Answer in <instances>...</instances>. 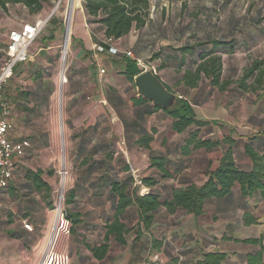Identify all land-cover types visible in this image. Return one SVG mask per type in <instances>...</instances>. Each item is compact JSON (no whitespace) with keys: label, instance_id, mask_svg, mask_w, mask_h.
Masks as SVG:
<instances>
[{"label":"crops","instance_id":"1","mask_svg":"<svg viewBox=\"0 0 264 264\" xmlns=\"http://www.w3.org/2000/svg\"><path fill=\"white\" fill-rule=\"evenodd\" d=\"M173 1L151 0L146 25L132 30L117 41L108 40L104 28L93 18L87 17L82 8L74 28L63 106L65 128L62 143L70 155V161L81 169L82 175L85 168L98 163L103 168L111 169L109 173L102 171L101 174L120 181L128 177L134 179L136 171L139 175V181L135 182L136 194L143 196L152 193L159 196L161 201H170L178 190L203 185L207 181V171L219 166L223 150L221 147L211 151L198 149L182 155L181 148L194 128L181 134L174 132L172 119L166 110L154 107L138 94L135 77L133 82L126 78L122 57L110 53L112 48L118 49V52H130L132 59L144 60L150 55H157L162 64L157 77L177 99L191 106L198 121L205 123L199 129V138L231 139L234 142V162L241 171L247 172L252 168L251 159L245 152L246 145L264 158V92L258 94L263 85L247 82L249 87L246 90L240 88L235 82L240 71L238 65L225 64L226 60L232 61L241 53L238 50L246 41L241 32L244 36L264 35L262 26H253L256 22L257 25L264 23V18L250 23L247 29L223 27L217 34L202 28L200 35L204 39L193 35L190 38L186 33L189 28L173 27L176 24L188 25L190 20L168 15L165 10L167 4ZM43 12L45 8L39 14L30 15L27 9L19 5L9 7L7 13L0 11V44L4 37L7 40L10 31L42 22L38 18ZM52 13L46 21L52 17ZM29 17L33 18V22H28ZM191 21L203 23L202 19ZM151 24H154V28H150ZM47 28L51 32L47 38L39 40L40 53L53 51L60 40L57 25L51 24ZM181 32L190 39L176 41ZM207 39L234 42L233 53L222 55L221 79L231 80L223 90L210 85L202 76L195 86L183 80L184 74L192 72L195 66H190L186 58V65L180 67V56L176 50ZM4 58L5 53L0 55V65ZM165 62L175 63L174 70L169 69ZM45 65L47 63L41 60L40 66ZM101 70L106 71L104 78L100 75ZM11 79L3 90L4 101L10 109L8 139L12 143L27 141L29 147L24 156L15 158L14 173L8 185L10 191L8 187L0 189V249L1 236L4 235L18 246L19 258L26 257L21 264H38L42 253L39 242L48 236L52 227L50 206L46 204L47 197L43 190L36 191L25 174L24 178L19 179L14 174L40 170L43 172L40 179L51 188V182L45 179L49 173L38 165L43 163L42 156L38 162L35 157L50 152L56 146L54 115L51 112L36 113L32 105L23 103L22 97L28 98L29 95L18 81L11 85ZM59 86L61 90L63 85ZM210 107L220 108L222 113L212 116ZM143 140L146 143L142 146L140 141ZM135 153L141 156L139 162L134 157ZM108 154L111 157L107 159ZM151 158L165 163L163 168L152 166ZM53 160L49 159V164ZM100 173L94 172L87 179L80 175L76 181L85 189L87 187L85 194L90 205L85 219L87 226H84L92 236H88L86 247L74 246L79 256L74 257L70 251L72 264H196L204 255L215 252L224 255L222 264H264V199L259 194L242 198L239 188L235 186L227 197L206 200L199 216L181 208L167 210L161 206L153 214L152 224L147 229L140 221L138 210L135 207L127 208L118 218L127 232L122 235L123 242H117L113 235L105 239V225L115 217L114 202L109 199L108 190H105V207L98 206L99 192L95 186L90 187V184L98 181ZM143 180H152L155 184L147 186L142 184ZM23 185L29 192H23ZM24 223L30 224L31 229H24ZM75 236L78 237L76 232L72 237ZM101 246H105V253L98 257L94 250L99 252ZM81 254L86 256L81 257ZM258 254L260 258H254Z\"/></svg>","mask_w":264,"mask_h":264},{"label":"trees","instance_id":"2","mask_svg":"<svg viewBox=\"0 0 264 264\" xmlns=\"http://www.w3.org/2000/svg\"><path fill=\"white\" fill-rule=\"evenodd\" d=\"M49 1L57 0H0V11L7 13L9 7L19 5L27 9L30 15H36L42 12L44 4ZM151 0H80L82 8L87 17L93 18L96 23H99L104 28L105 37L110 41H117L127 36L132 30L143 28L150 16ZM52 39V38H51ZM234 50L233 41H222L217 39H207L197 41L193 45L181 46L176 50L180 56L179 66L188 64L195 66L191 72L184 74L183 80L188 84L195 86L202 76L209 81L210 85L223 90L227 87L231 80L222 81V55H231ZM125 64L124 74L128 80L133 82L134 77L141 74V69L136 63V59L119 54ZM157 55H154L155 59ZM141 60V59H139ZM145 62V60H141ZM264 63L262 60L252 62L250 68L243 71L242 77L238 80V86L246 90L249 86L247 82L252 79L256 85L262 84L264 76ZM157 76V75H156ZM39 78V76H38ZM254 89V87H250ZM166 113L172 119V130L178 134L184 133L194 128L189 132L184 145L181 148L182 155H188L192 150L204 149L211 151L221 147L222 157L219 166L213 170H208L207 181L201 186H190L178 190L173 193L170 201H161L159 196L147 193L143 196L136 194L134 188L135 180L132 177L126 178L124 181L111 179L103 173H109L110 168H103L101 163L90 165L83 170V178H89L94 172L100 173L98 181L91 186H95L99 192V197L103 196L105 190H108V196L114 202L115 217L110 224H106V237L113 235L117 242H123L122 235L127 230L118 218L122 217V213L127 208L135 207L138 210L140 221L145 229L149 228L153 221V214L161 207L167 210L175 208L184 209L186 212L199 216L203 212V206L206 200L211 198H224L231 194L232 189L237 186L242 198H251L259 194L264 199V158L258 156L251 148L246 145L245 152L251 159L252 168L250 171H241L235 164L232 147L234 142L231 139L225 138L219 140H209L199 138V129L205 125L195 118L191 106L182 99H177L175 104ZM146 141H140V145H145ZM111 155H107V159ZM152 166L160 169L163 168V162L151 158ZM81 171V169H80ZM43 172L27 171L25 177L33 183V188L36 191H42L45 197L48 198L50 188L47 187L40 176ZM49 174L52 172L49 171ZM142 184L153 186L155 182L152 180H143ZM9 185V183H8ZM8 187V186H7ZM6 187V188H7ZM4 188V189H6ZM76 184L70 189L65 198L63 197V213L65 218L70 223V234L74 235L77 228H85V219L88 213H83L79 210V198L81 191L86 193L87 187ZM97 199V200H98ZM85 225V226H84ZM84 226V227H83ZM255 242V241H252ZM94 254L98 257L104 256L105 246H101ZM254 258L259 259L260 255ZM225 257L220 253H208L203 256V259L196 264H222ZM250 261V260H249Z\"/></svg>","mask_w":264,"mask_h":264},{"label":"rangeland","instance_id":"3","mask_svg":"<svg viewBox=\"0 0 264 264\" xmlns=\"http://www.w3.org/2000/svg\"><path fill=\"white\" fill-rule=\"evenodd\" d=\"M79 2V9L76 10L71 26V31L69 35L68 41V50L66 54L65 60V76L68 80V74L70 71V52H71V44L74 34V28L76 25V21L81 16L82 4L80 0ZM168 15L172 16H183L189 19V24H176L173 27H181L189 28L186 33L190 35V38L197 36L199 38L204 39L203 35H200L201 29L207 28L210 33L217 34L221 28H231L233 26L238 27L240 29H247L250 27V23L255 22V20H261L264 18V0H174L169 5L167 4ZM45 12L43 15L38 18L39 21H46L50 13L53 12L52 17L46 22L44 28L42 29L41 34L35 40V42L30 47L28 53L32 60L28 61L25 64H18L13 72L12 79L10 82L13 85L15 81H18L22 84V89L29 95L28 98L22 97V102L25 104H29L33 106V111L36 113H53L54 115V132H55V139H56V146L54 149H51L50 152L37 154L35 157L38 162L39 157L42 156L43 163H39L38 165L41 168H45L46 172L51 170V174H46V180L51 182V188L49 191V195L46 204L50 206V217L51 224L55 220V210L56 205L59 200L60 193L63 191L64 198L67 192L74 188L76 185V181L78 180L79 176L82 175L80 168H76L75 164L70 161V155L66 151L65 144L62 143V135L64 134V101H65V87L66 85L63 84L60 90V75L62 71V64L60 60V56L63 52V42L65 38V33L67 29V17H66V3L64 1L57 0L54 3H47L45 5ZM52 19V20H51ZM203 20V23L200 22H193L191 20ZM33 18L29 17L28 22H33ZM51 20V21H50ZM219 23V24H218ZM256 22L253 26L254 27H263L264 23L257 25ZM51 24L57 25L59 28V42L58 47L53 51L48 52H38L40 47V39L42 37L47 38L49 33L51 32L47 27ZM218 24V25H217ZM164 27H168V25H163ZM150 28H154V24H151ZM3 34H7L3 32ZM180 35L176 38V41H184L190 39L188 36H185L183 32L179 33ZM0 35L2 32L0 31ZM241 35L244 39H246L245 44L240 46L241 53L237 54L233 59L226 60L225 64L229 65H238L240 71L235 82L242 77L243 71L247 68H250L252 62L255 60H262L264 63V35L254 34L244 36L241 32ZM194 40V39H193ZM48 42V41H47ZM50 44V42H49ZM7 47V40L5 37L3 38V43L0 44V55H3L6 52ZM114 47V46H113ZM115 49V48H113ZM118 50V49H115ZM52 52L51 55L47 53ZM122 52V51H121ZM36 54V55H35ZM157 54V53H156ZM55 59L53 60V58ZM152 55L148 56V58L144 59L145 64H150L155 70L156 75L159 73V68L162 67V64L159 61V58L156 57L155 59ZM43 60L47 63L45 67L40 66V62ZM165 65L169 67V69L174 70L175 63L173 62H165ZM237 67V68H238ZM264 69V66L262 67ZM102 71V70H101ZM104 71V70H103ZM39 74V78L37 77ZM100 75L102 78L106 76V71L101 72ZM16 79V80H15ZM39 82V83H38ZM248 82L251 85L255 84V81L250 79ZM262 85L263 87L259 89V92H264V76L262 78ZM261 85V86H262ZM61 92V94H60ZM7 95V89H6ZM61 95V101L60 96ZM209 110L211 111L210 115L218 116L222 112L220 108L217 107H210ZM221 112V113H220ZM134 157H136L137 161L141 160V156L139 153H135ZM54 160L49 164V159ZM25 172H20L18 174H14L16 179L24 178ZM134 180L138 182L139 179L137 178L139 175L135 171L134 172ZM134 188L137 189L136 184L134 183ZM10 191V186L7 188ZM23 192H29V190L23 185L21 186ZM140 190L138 193L140 194ZM85 195V196H84ZM106 199L103 196L96 201L98 206L105 207ZM90 203L85 193L81 191V197L79 198V210L88 213ZM64 208V207H63ZM99 208V207H97ZM52 227L48 236L41 240L40 248L42 249L41 256L43 255L44 251L47 247L53 242V249L56 252L66 254L71 260L70 251L72 250L73 256H79L78 250L74 248L75 245H79L81 247H86V242H88V236H92V234L88 233V229L86 228H77L76 233L78 237H72L70 234L68 237L57 238L53 241V236L51 234ZM1 249H0V264H21L26 261L25 258H19V248L17 245L9 240V238H5L4 235L1 236ZM73 244V245H72ZM86 255L81 254V257H85ZM41 259V258H40ZM23 261V262H22ZM40 261V260H39ZM72 264V263H71Z\"/></svg>","mask_w":264,"mask_h":264},{"label":"built area","instance_id":"4","mask_svg":"<svg viewBox=\"0 0 264 264\" xmlns=\"http://www.w3.org/2000/svg\"><path fill=\"white\" fill-rule=\"evenodd\" d=\"M46 22L47 21L23 25L20 29L10 31L8 34L5 58L0 65V189L6 188L9 181L12 179L15 169V158L24 156L25 150L29 147V143L27 141L12 143L8 139V132L10 129L8 118L10 109L4 101V86L13 76L14 69L18 64H23L31 60L28 51L35 40L41 34ZM65 42L66 33L63 42V52L60 56L62 64L60 85H63L67 82L64 69L67 54V52L64 53ZM110 53L114 55L122 54L132 58L130 52H118L113 48L110 49ZM136 63L141 69V73L150 71L152 74L156 75V70L152 66H150V64L146 65L145 62H142L139 59H136ZM63 197L64 194L62 191L56 205L55 220L53 222L51 230L53 241L57 238L68 237L70 235V223L65 218L62 208ZM23 227L26 230L31 229L30 224L28 223H24ZM52 246L53 242L44 251L38 264H71L68 255L56 252Z\"/></svg>","mask_w":264,"mask_h":264},{"label":"water","instance_id":"5","mask_svg":"<svg viewBox=\"0 0 264 264\" xmlns=\"http://www.w3.org/2000/svg\"><path fill=\"white\" fill-rule=\"evenodd\" d=\"M134 85L138 94L151 102L154 107L168 110L177 100L176 95L170 92L160 79L150 71H145L136 76Z\"/></svg>","mask_w":264,"mask_h":264},{"label":"bare ground","instance_id":"6","mask_svg":"<svg viewBox=\"0 0 264 264\" xmlns=\"http://www.w3.org/2000/svg\"><path fill=\"white\" fill-rule=\"evenodd\" d=\"M64 1L66 3L67 9H66V17H67V31H66V42L64 46V53L67 52V46H68V41H69V35L71 31V26L74 18V14L76 10L79 9V1L78 0H60Z\"/></svg>","mask_w":264,"mask_h":264}]
</instances>
